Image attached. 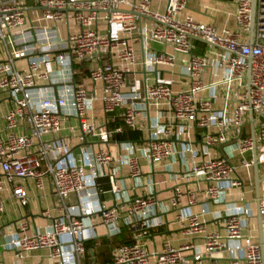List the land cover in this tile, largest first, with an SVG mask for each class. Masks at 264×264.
I'll return each instance as SVG.
<instances>
[{"label": "built area", "instance_id": "2783aa9c", "mask_svg": "<svg viewBox=\"0 0 264 264\" xmlns=\"http://www.w3.org/2000/svg\"><path fill=\"white\" fill-rule=\"evenodd\" d=\"M251 1L233 0L231 30L195 20L186 0H164L161 12L152 10L151 0H0V92L8 98L0 114V215L6 189L19 206L27 203L26 179L36 190L48 183L55 199L54 216L40 212L50 218L44 229L30 231L28 221L19 219L2 248L17 259L44 249L50 264H79L84 241L96 235L85 216L97 214L111 237L122 227L147 232L161 224L158 210L172 209L184 237L179 245L165 240L148 250L143 233L136 234L109 249L111 264H181L186 251L204 264H264V173L258 171L259 165L264 169V0H253L250 35ZM198 38L207 49L194 54ZM148 41L163 50L147 49ZM176 55L184 89L158 74L172 69ZM82 71L84 81L76 77ZM149 71H155L151 84ZM96 111L103 115L100 123ZM124 129L139 137L123 142L128 153L113 157L110 137ZM177 142L184 143L180 150ZM229 143L232 150L221 153ZM178 152L190 157L191 185L176 184L165 201L134 194L103 207L96 199L98 176L105 175L109 191L120 197L115 175L122 163L136 179L140 158L159 162ZM233 155L247 185L229 161ZM253 158L256 198L248 196L254 192ZM231 188L238 192L235 202L212 213Z\"/></svg>", "mask_w": 264, "mask_h": 264}, {"label": "crops", "instance_id": "0c3cea01", "mask_svg": "<svg viewBox=\"0 0 264 264\" xmlns=\"http://www.w3.org/2000/svg\"><path fill=\"white\" fill-rule=\"evenodd\" d=\"M186 6L195 20L202 22L211 21L218 28L225 27L231 30L235 29L233 0H186ZM150 7L154 11L161 12L164 8V0H151ZM142 21H146V19H142ZM193 44L196 47L193 51L194 54L202 53L207 49V44L200 40H193ZM134 47L138 59L140 60L141 49L138 40L134 42ZM147 49L161 51L163 50V45L154 41H148ZM179 58L180 56L176 55L174 66L171 70L161 68L158 69V74L161 77L172 78L173 87L175 89H184L186 88V79L179 74ZM20 63V61L17 62V64ZM145 76L147 81L148 77L153 80L155 77V71H149L145 73ZM85 78V75H82L78 78V80L84 81ZM214 106H216L215 103ZM7 108L8 98L5 93L0 92V114L4 113ZM102 120L103 115H101L99 111H96L95 121L100 123ZM120 122V119H117L115 123ZM113 126L114 122L109 123L108 125V127ZM125 130L127 129H124V131ZM62 132L65 133V129H63ZM114 140L121 142L119 147L114 144ZM109 141L110 144L108 145V149L114 157V155H118V153L121 155L128 153V150L125 149L126 145H124L123 142L133 140L123 139L121 134H119L116 136L112 135ZM183 144V142H177L176 148L180 150L181 147H183ZM232 148V143L221 145L220 152L225 154L229 150H232ZM215 150V152H219V148H215ZM214 151L212 152L214 153ZM139 164L141 167V175L136 179H132L127 176L125 163L120 165L119 172L115 175L116 184L121 189L120 197L115 196V194L109 191V184L105 175H101L96 178V185L98 189H100V192L96 195V199L101 206H117L119 202L126 201L134 194L138 195L146 193H151L158 201H165L170 195L171 188L176 184L180 183L181 185H191L190 177L188 175L190 170V157L186 152H178V155H174L170 159L152 163L146 158H140ZM113 165L114 162L110 163L109 167ZM23 184L27 192L28 201L22 207L17 204V201L11 196L7 189L1 193L4 210L0 215V263L12 262L16 264H50L47 259V251L44 249L28 252L25 254L24 258L17 259L14 255V251L2 248V245L8 241L10 235L14 232L19 219L25 218L28 221L30 231L34 229L42 230L49 224L50 218L43 216L40 212L43 209H47L51 217L55 215V210L53 208L55 199L51 193L48 183H45L43 188L39 190L34 189L31 180L29 179H26ZM224 184L225 183L222 185ZM226 193V195H223L219 201L211 207L212 213H216L227 206H231L235 202L238 194L237 189L231 188L227 190ZM251 195H254V192L252 194L250 193V196ZM67 201L73 203L74 197L69 195L67 197ZM196 209V206L192 207L193 211ZM174 213L175 211L172 209H168L166 211L158 210L157 216L161 221L160 225L148 229V231L144 233L139 230H131L126 227H122L118 234L111 237H108L105 234L97 214L85 216L83 222L92 225L96 235L84 241V252L79 264H111L109 249L116 244L128 242L134 235L141 233H143L141 236L145 247L148 250L158 248L165 240L174 246L179 245L183 241L184 237L181 234L180 223L174 219ZM209 219L210 217L208 216L207 220ZM199 249V246L195 248L197 251ZM184 255L185 261L181 264L205 263V259L193 261L189 251L184 252Z\"/></svg>", "mask_w": 264, "mask_h": 264}, {"label": "water", "instance_id": "95a60500", "mask_svg": "<svg viewBox=\"0 0 264 264\" xmlns=\"http://www.w3.org/2000/svg\"><path fill=\"white\" fill-rule=\"evenodd\" d=\"M253 6H254V2L253 0L251 1V18H250V26H249V30H250V35H251V32H252V26H253ZM130 13H133L134 15H136L137 17H140V14L138 13H135L133 11H129ZM196 40H200L202 42L205 43V41L201 40V39H196ZM245 80H246V84H248V69H246V72H245ZM82 142L83 144H86V140H85V137L84 135H82ZM78 152V149L75 148L73 150V154H76ZM253 157V155H252ZM252 171H253V187H254V196L255 198L258 196V174H257V168H256V163L254 161V158H253V164H252ZM255 218H256V223H257V234H258V241L261 242V229H260V217L256 211V215H255Z\"/></svg>", "mask_w": 264, "mask_h": 264}, {"label": "rangeland", "instance_id": "374dc122", "mask_svg": "<svg viewBox=\"0 0 264 264\" xmlns=\"http://www.w3.org/2000/svg\"><path fill=\"white\" fill-rule=\"evenodd\" d=\"M29 13H30V15H34V14L39 13V11L31 10V11H29ZM58 28H59L61 34L64 35V31H63L62 24H58ZM152 82H153V80L150 79V77H148V83L151 84ZM243 83H245V81H243ZM71 123L74 124L73 121H71ZM245 156H247V155H245ZM229 161L235 167L236 171L238 173H240L241 175H243L244 180H246V178L244 177L243 169L238 166V164H239V162H238V156H235V155L231 156L229 158ZM258 169H259L258 170L259 171V175L260 176L263 175V173H264L263 166L262 165H259V168ZM251 179H252V177H251ZM247 183H248V181L246 180L245 184L247 185ZM247 188L248 187H246V188L244 187L245 191L248 190ZM249 195H250V193H249Z\"/></svg>", "mask_w": 264, "mask_h": 264}, {"label": "trees", "instance_id": "16d2710c", "mask_svg": "<svg viewBox=\"0 0 264 264\" xmlns=\"http://www.w3.org/2000/svg\"><path fill=\"white\" fill-rule=\"evenodd\" d=\"M85 72H80L78 74H76L77 79L80 78L82 75H84ZM121 137L123 139H128V140H136L138 138V132L135 130H130L127 129L125 131L122 132Z\"/></svg>", "mask_w": 264, "mask_h": 264}]
</instances>
